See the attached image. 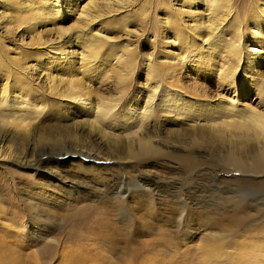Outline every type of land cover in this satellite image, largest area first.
Instances as JSON below:
<instances>
[{"label":"rangeland","instance_id":"374dc122","mask_svg":"<svg viewBox=\"0 0 264 264\" xmlns=\"http://www.w3.org/2000/svg\"><path fill=\"white\" fill-rule=\"evenodd\" d=\"M210 6L0 0L4 262L264 264V0Z\"/></svg>","mask_w":264,"mask_h":264},{"label":"bare ground","instance_id":"6f19581e","mask_svg":"<svg viewBox=\"0 0 264 264\" xmlns=\"http://www.w3.org/2000/svg\"><path fill=\"white\" fill-rule=\"evenodd\" d=\"M208 2L210 3V8L211 10L214 12L216 11L215 9L217 8L216 4H218L219 0H208ZM45 3V2H44ZM42 4V3H41ZM250 52L252 53H261L260 50L258 49H251L249 50ZM52 54L56 57L57 54L55 52H52ZM57 58V57H56ZM55 58V59H56ZM54 60V59H53ZM42 156H46V154H41ZM60 158L62 159H65L67 156H70V157H76V158H81V159H84V160H87V161H90V160H93L95 161V157H93V154H90L89 152L87 151H81V150H78L77 152H64V153H61L58 155ZM95 156V155H94ZM42 159V158H41ZM29 167V166H28ZM0 264H13V263H10V262H4L3 259L0 258ZM14 264H19L17 262V260H15V263Z\"/></svg>","mask_w":264,"mask_h":264}]
</instances>
